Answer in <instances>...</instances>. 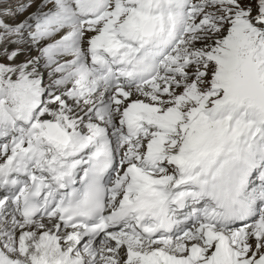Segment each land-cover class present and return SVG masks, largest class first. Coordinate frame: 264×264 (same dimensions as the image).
<instances>
[{
    "label": "snow or ice",
    "instance_id": "snow-or-ice-1",
    "mask_svg": "<svg viewBox=\"0 0 264 264\" xmlns=\"http://www.w3.org/2000/svg\"><path fill=\"white\" fill-rule=\"evenodd\" d=\"M0 264H264V0H0Z\"/></svg>",
    "mask_w": 264,
    "mask_h": 264
}]
</instances>
